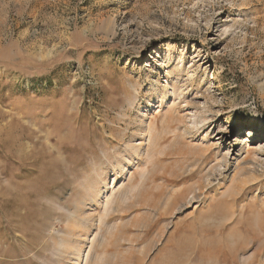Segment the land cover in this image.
<instances>
[{"label":"rangeland","instance_id":"1","mask_svg":"<svg viewBox=\"0 0 264 264\" xmlns=\"http://www.w3.org/2000/svg\"><path fill=\"white\" fill-rule=\"evenodd\" d=\"M261 119L264 0H0V264H57L51 235L97 169L99 201L135 190L114 192L100 264H264V166L233 178Z\"/></svg>","mask_w":264,"mask_h":264},{"label":"bare ground","instance_id":"2","mask_svg":"<svg viewBox=\"0 0 264 264\" xmlns=\"http://www.w3.org/2000/svg\"><path fill=\"white\" fill-rule=\"evenodd\" d=\"M258 124H261L260 127H263L262 125L264 124V120L261 119ZM148 130H149L148 131L149 136L147 139L148 147L145 149L146 151H144L143 154L144 162H142V160L139 161L140 165L142 163H145L146 161L151 160L153 151L156 148V142L154 140L152 132L150 131V128ZM130 147L135 153H137L139 150L138 144L131 145ZM263 157H264V148H262L261 150L260 149L255 150V155L252 157L249 167H247L244 171L240 173L239 172L235 173L233 178L234 179L239 178L241 179L240 182H244V183L246 179L253 180L255 178V175L258 173V168H262L264 166ZM221 161H222V165H224V168H226L227 165L226 156H222ZM139 164L137 165V167L140 166ZM90 173L92 174L93 172L89 171V174ZM206 173H207L206 177H202L199 181L190 185L191 186L190 188L192 189V195L190 196V198H189L190 192L182 193V197H184L183 198L184 200H188V202H190L196 197L200 198L199 196L203 194L205 188L211 185L210 184L212 183L211 177L214 176L213 169L207 170ZM91 174L87 176L85 182L82 184L83 185L82 187L85 190V192L83 191V194L80 193L81 196H79V198H76L74 202H72V204L68 207L69 214L68 217L66 218V221L64 220L65 224L63 225L61 230L57 232V234L51 235V240L54 242L55 251L58 254L56 255L58 256L57 264H65V261L68 259L67 258L68 255L74 256L76 262L75 264H79L81 260V248L82 245L84 244V240H88L89 243V246H87L89 249L85 254V264H100V261L102 260L101 257L97 254L94 255L93 251L95 246H100L102 243L106 241L107 234H109L111 229L114 228V224L112 225L109 223L107 224L104 221L108 209L111 206L114 192L117 190L120 193L119 197L122 202L128 199L129 197H131L133 194H135L134 193L135 190L132 185L130 186H127V184H125L124 186L121 185L117 189H115V186H112L111 187L112 192L107 193L104 196L103 200L99 201L97 198L101 195L102 186H105L107 184L105 182V175L107 174L102 169H97L93 174L94 177H92ZM132 178L133 176L131 174L129 176V181H131ZM232 190L235 191V188H232ZM90 200L92 201V203L96 204V206L99 205L100 203L98 213L96 216L97 222H95L94 224H92L91 221L93 220V218L86 213V208H85L88 205V201ZM92 228L95 229L94 234L92 235L91 238H88L91 231H93Z\"/></svg>","mask_w":264,"mask_h":264}]
</instances>
